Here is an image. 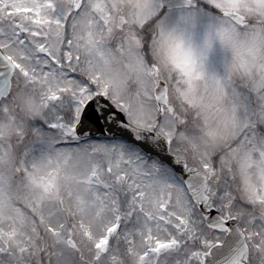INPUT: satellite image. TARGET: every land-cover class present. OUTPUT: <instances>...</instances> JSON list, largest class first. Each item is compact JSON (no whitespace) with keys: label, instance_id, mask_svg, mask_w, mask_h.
Segmentation results:
<instances>
[{"label":"snow or ice","instance_id":"1","mask_svg":"<svg viewBox=\"0 0 264 264\" xmlns=\"http://www.w3.org/2000/svg\"><path fill=\"white\" fill-rule=\"evenodd\" d=\"M0 264H264V0H0Z\"/></svg>","mask_w":264,"mask_h":264}]
</instances>
